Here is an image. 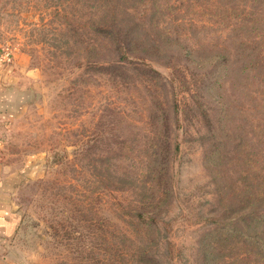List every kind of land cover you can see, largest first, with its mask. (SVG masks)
Returning <instances> with one entry per match:
<instances>
[{
	"label": "rangeland",
	"instance_id": "rangeland-1",
	"mask_svg": "<svg viewBox=\"0 0 264 264\" xmlns=\"http://www.w3.org/2000/svg\"><path fill=\"white\" fill-rule=\"evenodd\" d=\"M122 9L159 47L156 81L131 65L123 80L95 71L97 0H0V58L22 88L0 123L19 218L0 264H264V72L223 51L263 32L264 0Z\"/></svg>",
	"mask_w": 264,
	"mask_h": 264
},
{
	"label": "trees",
	"instance_id": "trees-1",
	"mask_svg": "<svg viewBox=\"0 0 264 264\" xmlns=\"http://www.w3.org/2000/svg\"><path fill=\"white\" fill-rule=\"evenodd\" d=\"M126 1L97 0L98 14L92 25L94 34L102 41H99L98 45L93 48L95 71L115 80H123L127 75L128 66L131 65L132 68L145 76L146 80L156 81L160 73L148 65L147 60H153L154 54H151L150 49L158 51L159 47L144 33V30L148 31L144 21L140 19L131 20L129 14L122 9ZM256 23L264 24V21H256ZM260 29L263 32L251 39L252 42L247 41L250 40L248 36H243L244 38H240L241 40L235 48H223V51L230 54L228 57L230 62L233 63V60L234 62H239V67H241V73L243 74L248 70V65L252 62L256 72H264V28L260 27ZM249 44H255L256 47L250 49L251 46ZM90 48V45L86 44L84 50L89 51ZM104 50H106V54H104ZM106 55H109V58H105L104 56ZM212 64L215 66L220 65L216 60L212 61ZM227 67L231 68V66ZM202 115L203 121L209 125L211 118L208 113L203 111ZM161 120L159 131L162 129L163 132L159 134L155 132L157 135L155 144L156 159H154L155 164L153 165L157 171L164 169L162 164L167 162L170 154L166 117L161 118ZM178 149L179 147L176 144L174 151H178ZM161 179V174H156L153 178V186L159 187ZM262 181V179H260V182L255 180L256 187H254L256 189L255 196H258L257 200L260 202H264V183ZM262 217L264 218V214H262Z\"/></svg>",
	"mask_w": 264,
	"mask_h": 264
},
{
	"label": "crops",
	"instance_id": "crops-1",
	"mask_svg": "<svg viewBox=\"0 0 264 264\" xmlns=\"http://www.w3.org/2000/svg\"><path fill=\"white\" fill-rule=\"evenodd\" d=\"M11 62V61H10ZM10 62L0 58V123L8 119L13 106L20 104L22 88L13 76ZM13 174L0 165V249L14 234L18 223V214L10 200L13 186Z\"/></svg>",
	"mask_w": 264,
	"mask_h": 264
},
{
	"label": "built area",
	"instance_id": "built-area-1",
	"mask_svg": "<svg viewBox=\"0 0 264 264\" xmlns=\"http://www.w3.org/2000/svg\"><path fill=\"white\" fill-rule=\"evenodd\" d=\"M1 58L3 59V60H9V52H5V53H3L2 55H1Z\"/></svg>",
	"mask_w": 264,
	"mask_h": 264
}]
</instances>
